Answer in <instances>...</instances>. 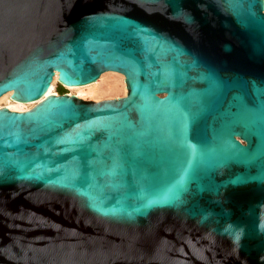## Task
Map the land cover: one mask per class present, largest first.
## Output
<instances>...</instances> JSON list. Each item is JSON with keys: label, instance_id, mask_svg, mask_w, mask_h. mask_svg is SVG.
Returning <instances> with one entry per match:
<instances>
[{"label": "water", "instance_id": "1", "mask_svg": "<svg viewBox=\"0 0 264 264\" xmlns=\"http://www.w3.org/2000/svg\"><path fill=\"white\" fill-rule=\"evenodd\" d=\"M0 264H264L262 0H0Z\"/></svg>", "mask_w": 264, "mask_h": 264}, {"label": "bare ground", "instance_id": "2", "mask_svg": "<svg viewBox=\"0 0 264 264\" xmlns=\"http://www.w3.org/2000/svg\"><path fill=\"white\" fill-rule=\"evenodd\" d=\"M262 1H263V8H264V0ZM98 78L99 80H97ZM56 83H57L56 73H54L51 79V82L48 88L46 89L45 93L42 95V97L35 99V100H31V101L12 100L10 99V96H9L10 91L4 92L3 94L0 95V107L4 106L10 110H15V111L27 110L31 108L32 106H34L35 104H37L39 101H41L42 98L48 96L49 94L55 93L54 86ZM64 86L65 88L67 87L72 92H75V93L71 92L68 94H73L77 97H79L81 94L83 95L86 94L91 97H97V96H101V94L103 95L107 91H110V92L116 91V93L120 92L122 95L125 94V86H124L122 74L115 72V71H111V70H106V71L101 72L99 76L90 83L82 84V85H73V86L64 85Z\"/></svg>", "mask_w": 264, "mask_h": 264}, {"label": "rangeland", "instance_id": "3", "mask_svg": "<svg viewBox=\"0 0 264 264\" xmlns=\"http://www.w3.org/2000/svg\"><path fill=\"white\" fill-rule=\"evenodd\" d=\"M100 78V77H99ZM99 78L97 79V80H99ZM96 80V81H97ZM118 84H120V83H118ZM58 83H56L55 84V86H54V92L55 93H59L58 91ZM103 85H104V83H103ZM102 85V86H103ZM62 87V89H61V91H63V93H71L72 91L71 90H69L67 87L65 88V86H61ZM112 92V91H111ZM110 91H107V92H105L103 95L101 94V96H97V97H91V96H89V95H86V94H81L79 97L80 98H83V99H90V100H100V99H105V98H115V97H118V96H123L120 92H117L116 93V91L114 92H112L111 93ZM72 93H75V92H72ZM109 93V94H108ZM111 93V94H110Z\"/></svg>", "mask_w": 264, "mask_h": 264}, {"label": "trees", "instance_id": "4", "mask_svg": "<svg viewBox=\"0 0 264 264\" xmlns=\"http://www.w3.org/2000/svg\"><path fill=\"white\" fill-rule=\"evenodd\" d=\"M58 88H59V89H58V90H59L58 92H59V93H63V91H61L62 87H61L60 85H58Z\"/></svg>", "mask_w": 264, "mask_h": 264}]
</instances>
